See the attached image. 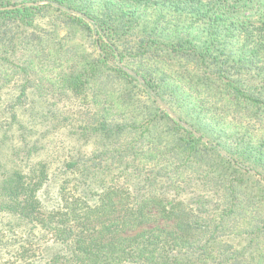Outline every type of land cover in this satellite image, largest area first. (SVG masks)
<instances>
[{"label":"trees","instance_id":"16d2710c","mask_svg":"<svg viewBox=\"0 0 264 264\" xmlns=\"http://www.w3.org/2000/svg\"><path fill=\"white\" fill-rule=\"evenodd\" d=\"M17 5L0 88L72 95L82 119L56 121L72 149L36 141L0 182V259L264 264V0H0Z\"/></svg>","mask_w":264,"mask_h":264},{"label":"rangeland","instance_id":"374dc122","mask_svg":"<svg viewBox=\"0 0 264 264\" xmlns=\"http://www.w3.org/2000/svg\"><path fill=\"white\" fill-rule=\"evenodd\" d=\"M37 3L41 4L35 6L47 4L45 1ZM18 94V90L12 86L0 88V129L3 131L12 122L14 126L13 132L11 130L8 137L4 138V145L0 150V182H4L7 173L21 166L19 162H26L28 149L36 141H39L38 152L42 153L39 158L46 157L47 149L53 146L72 149L75 143L74 133L61 124L55 127L56 121L71 119L72 123L82 119L79 116L82 106L72 95H67L63 100L56 98L57 101L50 104L44 97L31 93L23 103L17 104ZM14 119H20L25 126L20 129ZM15 259L14 252L8 251L0 259V264H6L8 260L14 263Z\"/></svg>","mask_w":264,"mask_h":264},{"label":"water","instance_id":"95a60500","mask_svg":"<svg viewBox=\"0 0 264 264\" xmlns=\"http://www.w3.org/2000/svg\"><path fill=\"white\" fill-rule=\"evenodd\" d=\"M41 3H27V6H35V5H39ZM22 5H17V6H9V7H2L0 8V11H10V10H15L17 8H21Z\"/></svg>","mask_w":264,"mask_h":264}]
</instances>
